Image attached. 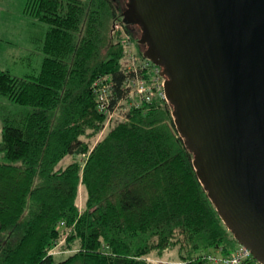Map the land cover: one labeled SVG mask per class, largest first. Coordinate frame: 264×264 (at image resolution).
<instances>
[{
    "label": "trees",
    "instance_id": "1",
    "mask_svg": "<svg viewBox=\"0 0 264 264\" xmlns=\"http://www.w3.org/2000/svg\"><path fill=\"white\" fill-rule=\"evenodd\" d=\"M126 1L26 0L47 27L36 73L0 68V96L22 105L0 109V264H146L174 245L183 261L174 264H212L203 252L238 244L197 176L173 104L127 95L125 79L143 70L121 62L114 24ZM134 42L144 58L146 43ZM99 77L115 93L109 107L128 108L91 144L105 119L92 88Z\"/></svg>",
    "mask_w": 264,
    "mask_h": 264
},
{
    "label": "water",
    "instance_id": "2",
    "mask_svg": "<svg viewBox=\"0 0 264 264\" xmlns=\"http://www.w3.org/2000/svg\"><path fill=\"white\" fill-rule=\"evenodd\" d=\"M175 126L237 241L264 263V0H128Z\"/></svg>",
    "mask_w": 264,
    "mask_h": 264
},
{
    "label": "rangeland",
    "instance_id": "3",
    "mask_svg": "<svg viewBox=\"0 0 264 264\" xmlns=\"http://www.w3.org/2000/svg\"><path fill=\"white\" fill-rule=\"evenodd\" d=\"M25 3L26 0H0V67L8 68L12 74L19 76L36 73L39 70L44 56L41 44L47 27V23L43 22V20L38 19L33 14L24 10ZM124 24L122 20L114 24L116 30H120L121 40L124 43L121 62L129 66V68H138L145 61L143 59H148L146 56H144V58L140 57L139 50H142L144 45L138 46L134 42V37L138 40L142 31L137 32L133 30L130 25L127 26L129 30L125 29L123 27ZM160 70H162V68H160ZM143 73L146 75L147 79L151 81L153 76L151 63L145 66ZM163 76L166 77L165 75ZM136 95L138 96L137 93L133 92V98ZM3 106H11V108L22 107L19 103L4 96H0V109H2ZM127 108L128 102L120 100L113 112H106L100 131L90 138L91 144L102 138L117 120L126 119L125 112ZM169 108L172 113L170 105ZM1 123L2 120L0 118V127ZM71 158L72 156L68 155L62 162L65 163ZM82 199L83 195L80 189V203H82ZM178 250V245L164 250L162 255H158L156 250H153L147 255L146 264L157 263V261H159L158 257H161L162 261H168L170 264L182 263L183 261H178ZM208 251L214 252V250L210 249L205 252ZM68 253L69 252L59 250L54 251L55 257L57 258H62Z\"/></svg>",
    "mask_w": 264,
    "mask_h": 264
},
{
    "label": "built area",
    "instance_id": "4",
    "mask_svg": "<svg viewBox=\"0 0 264 264\" xmlns=\"http://www.w3.org/2000/svg\"><path fill=\"white\" fill-rule=\"evenodd\" d=\"M143 60L145 61L140 65L142 70H145V66L151 63L153 71L152 79L149 81L143 71L141 73H137L135 77L126 78L125 81L129 85L127 95H133V92H135L139 96H142V98H149L150 96L156 95L165 97V77L161 73V67L154 62L152 63L149 58ZM105 78L106 77H99L95 79L92 83V88L97 97L98 109L105 111V113H111L114 111L119 101L112 108L109 107L108 102H110L112 96H115V93L113 92L110 83L105 81ZM202 256L208 259L212 264H264L253 256L248 247L239 242L229 253H224L222 251V247L219 246L214 250V252H203Z\"/></svg>",
    "mask_w": 264,
    "mask_h": 264
},
{
    "label": "flooded vegetation",
    "instance_id": "5",
    "mask_svg": "<svg viewBox=\"0 0 264 264\" xmlns=\"http://www.w3.org/2000/svg\"><path fill=\"white\" fill-rule=\"evenodd\" d=\"M128 1V0H127ZM127 1H126V4H127ZM142 36V35H141ZM140 39V38H139ZM144 43H147V41L146 42H144Z\"/></svg>",
    "mask_w": 264,
    "mask_h": 264
},
{
    "label": "crops",
    "instance_id": "6",
    "mask_svg": "<svg viewBox=\"0 0 264 264\" xmlns=\"http://www.w3.org/2000/svg\"><path fill=\"white\" fill-rule=\"evenodd\" d=\"M24 8V7H23ZM23 8H22V10H23ZM0 68H2V67H0Z\"/></svg>",
    "mask_w": 264,
    "mask_h": 264
}]
</instances>
